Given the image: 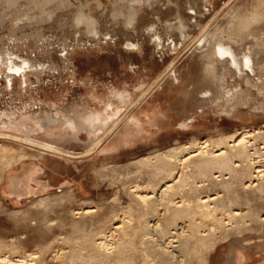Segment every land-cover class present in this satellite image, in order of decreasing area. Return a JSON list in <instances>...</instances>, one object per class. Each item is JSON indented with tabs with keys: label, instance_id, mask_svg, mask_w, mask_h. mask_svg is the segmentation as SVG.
Returning a JSON list of instances; mask_svg holds the SVG:
<instances>
[{
	"label": "rangeland",
	"instance_id": "374dc122",
	"mask_svg": "<svg viewBox=\"0 0 264 264\" xmlns=\"http://www.w3.org/2000/svg\"><path fill=\"white\" fill-rule=\"evenodd\" d=\"M116 1L58 0L40 9L27 0L12 6L0 0V133L8 134L3 123H10L9 119L26 116L41 123L46 116H53L77 123L78 117L102 113L107 104L119 108L121 93L132 99L122 106L116 128L104 138L102 146L91 152H86L90 140L84 131L76 141L50 140L79 154L52 158L60 167L54 182H47L42 167L43 175L37 182L46 188L31 195L17 188L5 192L4 178L16 165L10 169L0 165L3 253L29 252L35 254L36 262L61 264L63 255L54 263L52 252L77 254L80 247L73 243L81 241L82 233L96 237L116 216L123 217L120 221L124 227L136 218L137 207L129 191L133 185L149 184L139 165L143 157L194 140L218 138L242 127L264 130L263 113L238 122L221 114L216 102L221 97L203 96L214 92L218 74L229 65L213 61L209 46L197 45L204 34L212 32L216 40L231 44L237 52L264 45V16L246 27L238 22L254 13L259 4L264 12V0H214L212 5L204 4V0H154L153 5H143L132 27L124 23V16L112 17L121 8L123 15L128 13L127 4L121 6ZM81 7L96 21L94 30L84 25L76 27L74 17ZM42 11L51 14L34 19ZM249 29L258 31L249 34ZM254 50L259 62L264 61V51ZM13 65L21 67L19 73L11 71ZM172 66L177 80L171 78L155 87L154 81ZM232 77L226 78L229 87L239 84L245 88L237 78L232 83ZM252 98L256 99L255 92ZM136 114L141 120L138 129L131 127L123 138L113 139L108 144L112 149L102 153L101 147L123 120ZM186 121L192 123L188 128L181 127ZM4 141L32 155V159L20 163L28 160V167L42 165V161H32L38 159L33 155L38 148ZM20 185L24 188L22 182ZM219 191L212 187L202 193ZM237 193L239 197L231 207L249 209L250 217L244 218L248 220L243 224L236 222L229 227L227 239L215 244L204 264H239L237 255L241 262L250 259L246 264H264V225L262 229L263 223H258L256 216L264 214V193ZM85 207H95L96 212L74 215L76 209ZM191 261L195 264V257Z\"/></svg>",
	"mask_w": 264,
	"mask_h": 264
},
{
	"label": "bare ground",
	"instance_id": "6f19581e",
	"mask_svg": "<svg viewBox=\"0 0 264 264\" xmlns=\"http://www.w3.org/2000/svg\"><path fill=\"white\" fill-rule=\"evenodd\" d=\"M1 1L12 6L19 0ZM27 1L30 6L41 9L58 0ZM152 2L154 0H117L116 3L121 6L127 4L128 13L123 15L121 8L120 12L114 11L112 17L124 16V23L132 27L139 18L143 5L148 7L153 5ZM203 2L212 5L214 0ZM260 7L259 4L254 13L242 16L238 22L245 27L256 23L264 16ZM83 8L74 17L76 27L84 25L94 30L96 21L90 14L84 13ZM41 14L40 17L34 16V19L49 17L51 13L42 11ZM257 31L248 30L249 34ZM206 34L199 39L198 47L209 46L211 59L229 66L218 74L214 92H205L203 96L221 97L216 101L221 114L238 122L250 121L259 112L264 114V61L259 62L254 50L259 48L264 51V45L247 47L246 51L237 52L231 44L216 40L215 32ZM20 70L18 65L11 66L12 72L19 73ZM228 75H233L232 83L236 82V78L239 82H244L245 88L241 89L239 84L229 87L226 79ZM171 78L177 80L173 66L154 81L155 87H160ZM253 92L256 93V99L252 98ZM119 96L122 103L119 108L114 109L111 104H107L102 113L86 118L78 117L77 123L53 116H46L41 123L26 116L14 121L9 119L10 123H3L8 134L0 133V165L10 169L27 158L32 159V155L16 149L4 140L20 142L25 148H38L39 151L36 150L33 155L47 160L79 154L65 150L60 144L50 140L76 141L81 131L90 140L87 153L98 145L102 146V141L107 139L121 120L122 106L125 107L131 99L126 93ZM245 109L249 112H245ZM138 116L136 114L123 120L121 127L101 147V152L110 151L112 147H107L108 144L118 137L123 138L131 127L138 129L141 123ZM189 122L180 126L188 128L192 123ZM139 165L145 170L149 184L142 187L133 185L130 188L129 194L137 207V216L131 224L124 227L120 221L123 217L116 216L106 227V231L102 230L96 237L90 232L82 233L81 241L73 243L78 249L80 247V252L61 254L54 251L51 254L52 262L56 263L63 255L61 264H193V256L195 264H204L205 256L215 244L227 239L229 227L236 222L243 224L248 220L244 218L250 217L249 209L243 211L231 207V203L239 197L237 192L252 190L264 193V130L242 127L218 138L194 140L178 148L170 147L143 157ZM39 172V167L33 170V174ZM1 181L3 182L2 179ZM8 185L7 188H10L11 185ZM212 187H218L222 191L203 195L204 189ZM94 208L76 209L74 215L89 216L96 212ZM256 216L257 222L263 223V229L264 214ZM226 227L228 229H224ZM237 227L239 230L240 227ZM261 231L260 229L259 232ZM0 250L3 251L2 248ZM1 251L0 264L42 263L35 261L37 257L33 253L17 255Z\"/></svg>",
	"mask_w": 264,
	"mask_h": 264
},
{
	"label": "crops",
	"instance_id": "0c3cea01",
	"mask_svg": "<svg viewBox=\"0 0 264 264\" xmlns=\"http://www.w3.org/2000/svg\"><path fill=\"white\" fill-rule=\"evenodd\" d=\"M108 147V146H107ZM28 161V160H27ZM16 164L15 169L12 168L9 174L7 175V178H4L5 180V186L3 187V190L5 192L18 189L22 194L24 195H31L32 192H36L40 189H43L42 183H38L37 180L41 179L40 177L43 175L42 174V169L44 168V172L47 174L48 181L51 180V182L56 181L59 178V170L60 167L55 164L56 161L54 160H47V159H34L32 160L33 162H39L42 161V165H34L33 167H28L26 166V162ZM21 165V168H20ZM41 166V167H40ZM36 167H39L41 169V172L38 174H33V170L36 169ZM43 167V168H42ZM22 182L24 188H21L20 183ZM11 185L10 188H7V185ZM34 184V185H32ZM49 184V183H48ZM8 185V186H9ZM37 188H36V186ZM20 187V188H19ZM45 187V186H44ZM46 188V187H45ZM214 253L211 255V258L214 257ZM221 253V252H219ZM236 261L239 262V264H246L247 261L250 262V259L243 260L242 262L240 261V257L237 255L236 256ZM216 259V258H215Z\"/></svg>",
	"mask_w": 264,
	"mask_h": 264
}]
</instances>
